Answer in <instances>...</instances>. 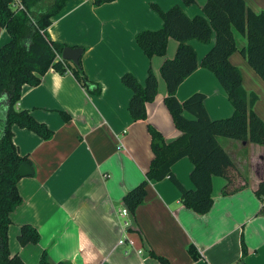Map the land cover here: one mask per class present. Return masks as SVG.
<instances>
[{
  "label": "crops",
  "instance_id": "obj_1",
  "mask_svg": "<svg viewBox=\"0 0 264 264\" xmlns=\"http://www.w3.org/2000/svg\"><path fill=\"white\" fill-rule=\"evenodd\" d=\"M21 0L14 1V8ZM207 0L185 6L181 0H115L95 7L93 0H69L52 18L50 39L67 47L80 48L83 72L90 81L83 87L70 72L50 69L38 86L24 85L16 105L53 132L43 140L33 132L12 127L13 143L20 156H26L34 174L18 182L22 204L10 214L8 249L24 264H39L45 251L52 263L70 264H159L149 254L169 264H237L242 241L243 264H264L263 213L254 191L264 181V146L216 138L230 159L235 176L233 194L223 196L222 177L211 176L209 212L198 215L180 203V194L165 178L150 182L144 202L134 215L122 198L143 181L152 160L147 126L154 127L166 142L181 133L174 127L164 105L167 85L161 75L166 60H173L178 42L167 40L164 56L147 58L135 42L142 31H159L163 21L151 8L163 12L179 8L188 19L202 17ZM253 13L264 11V0H243ZM236 49L245 39L233 31ZM0 28V47L9 41ZM196 68L177 87L176 98L184 102L194 93L205 96L204 107L211 120L228 118L232 107L215 77L200 63L214 45L211 32L207 43L191 39ZM237 68L241 86L256 96L252 112L264 124V83L238 53L228 56ZM70 63V62H69ZM73 65L72 63H70ZM151 69L157 92L145 104L146 119L134 121L128 112L132 91L121 78L131 74L145 85ZM100 88V94L93 91ZM60 112L70 116L65 121ZM184 117H193L184 112ZM193 164L185 157L171 167L172 174L189 190ZM127 209V208H126ZM127 222L128 227L123 226ZM31 225L40 235L37 244L21 246L20 228ZM125 235L133 245H119Z\"/></svg>",
  "mask_w": 264,
  "mask_h": 264
},
{
  "label": "trees",
  "instance_id": "obj_2",
  "mask_svg": "<svg viewBox=\"0 0 264 264\" xmlns=\"http://www.w3.org/2000/svg\"><path fill=\"white\" fill-rule=\"evenodd\" d=\"M14 1L0 0V28L10 38L0 47V264H24L17 255L10 254L7 231L11 224L10 214L22 204L17 186L22 179L19 167L23 163L32 164L26 156L18 154L12 140V127L33 132L43 140H49L53 135L46 125L36 121L28 111L16 108L22 87L38 86L42 76L50 69L59 74L70 72L83 87H88L90 83L80 62L74 66L61 60V53L67 46L52 41L48 34L52 18L60 13L69 0H21L22 9L14 8ZM114 1L93 0V5L98 7ZM181 1L185 6L196 2ZM151 8L162 19L163 26L156 32H140L135 36V42L149 59L165 55L169 38L179 43L174 59L166 60L160 72L167 85L164 105L181 135L172 142H166L160 132L147 126L153 157L143 181L127 192L122 202L129 213L134 215L138 206L144 202L147 185L167 178L178 190L180 203L194 213L204 215L212 205L211 176L226 180L221 195L227 196L238 190L232 187L234 167L217 144L216 138L264 146V124L251 110L256 96L244 91L239 71L228 61V56L237 50L264 83V11L253 13L243 0H207L202 9L206 21L202 17L188 19L179 8L166 13L155 5H151ZM233 31L245 39L240 49H236ZM211 32L214 33V45L200 65L215 77L232 107L231 116L219 120L209 119L203 94L194 93L182 103L175 95L179 84L196 68L194 50L187 42L195 39L207 43ZM121 82L133 93L128 104L129 115L134 121L145 120V104L152 102L157 92L153 72L148 70L144 86L129 73L122 76ZM93 94H100L99 86ZM184 112L193 119L185 118ZM60 115L65 121L70 120L66 113L60 112ZM185 157L193 164L190 180L194 190L184 188L171 171L172 165ZM254 195L261 204L257 214H262L264 181L258 184ZM17 238L21 246L40 241L39 233L31 225L21 226ZM240 246L241 255L237 264H243L245 254L242 241ZM149 254L159 264H169L167 259L152 251ZM39 264L70 263H52L44 251Z\"/></svg>",
  "mask_w": 264,
  "mask_h": 264
},
{
  "label": "water",
  "instance_id": "obj_3",
  "mask_svg": "<svg viewBox=\"0 0 264 264\" xmlns=\"http://www.w3.org/2000/svg\"><path fill=\"white\" fill-rule=\"evenodd\" d=\"M82 49L80 48H71L65 47L61 53V60L70 62L74 66H77L80 62V58L82 56ZM34 174V169L28 163H23L19 167V175L24 177H30Z\"/></svg>",
  "mask_w": 264,
  "mask_h": 264
},
{
  "label": "built area",
  "instance_id": "obj_4",
  "mask_svg": "<svg viewBox=\"0 0 264 264\" xmlns=\"http://www.w3.org/2000/svg\"><path fill=\"white\" fill-rule=\"evenodd\" d=\"M16 8L22 9V6L21 5H18V7H16ZM120 216L123 217V218L127 217L128 216V210L126 208L122 209L120 211ZM123 226H124V228L125 227H128V223L127 222H124L123 223ZM118 244L119 245L128 244V245L132 246L133 245V242L130 239H127L125 235H123L122 238L119 239Z\"/></svg>",
  "mask_w": 264,
  "mask_h": 264
},
{
  "label": "rangeland",
  "instance_id": "obj_5",
  "mask_svg": "<svg viewBox=\"0 0 264 264\" xmlns=\"http://www.w3.org/2000/svg\"><path fill=\"white\" fill-rule=\"evenodd\" d=\"M220 139H225V138H220Z\"/></svg>",
  "mask_w": 264,
  "mask_h": 264
}]
</instances>
